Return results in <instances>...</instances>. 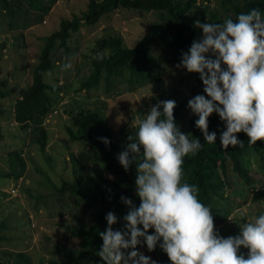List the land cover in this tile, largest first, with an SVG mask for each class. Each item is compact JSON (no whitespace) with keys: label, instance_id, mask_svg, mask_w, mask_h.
<instances>
[{"label":"rangeland","instance_id":"374dc122","mask_svg":"<svg viewBox=\"0 0 264 264\" xmlns=\"http://www.w3.org/2000/svg\"><path fill=\"white\" fill-rule=\"evenodd\" d=\"M30 2L44 9H36ZM242 2L197 0L184 20L193 26L196 19L211 22L213 16L224 21ZM86 3L87 0H0V79L8 78L9 87L14 89L7 98L0 99V264H52L62 260V250L77 249L78 242L66 233L65 226L78 222L90 225L94 221L95 208L86 209L81 199L59 191L62 180H72L73 168L89 192L95 182L107 188L114 179L103 165L93 162L86 143L68 137L66 126L71 124L73 111L100 112L123 150L129 143L127 137L138 130L137 119H143L159 97L173 99L182 107L179 128L188 133L194 114L187 102L197 94L206 95L203 83L197 93L191 90L195 73L177 67L181 59L171 65L162 59L165 49L160 46L151 48L152 61L144 78L131 77L124 67L108 80L103 73L94 88H81V81L92 70L91 49L96 40L119 38L124 46L131 47L147 30L164 23L166 17L163 11L118 9L94 26H81L72 33L69 58L62 48H54V66L44 74L46 82L56 87L51 93V109L28 128H21L12 118L13 101L19 88L31 82L44 38L58 29L62 19L80 16ZM108 53L109 49L103 50L98 56ZM69 63L71 67L65 68ZM41 126L48 131L45 150L35 140ZM18 155L25 167L16 175ZM248 167L251 185L243 184L228 167L231 186L225 184L220 197L212 196L215 228L224 238L239 234L240 226L264 214V160L250 153ZM125 223L112 227L123 229ZM137 249L157 264H171L168 257L149 252L146 244Z\"/></svg>","mask_w":264,"mask_h":264},{"label":"clouds","instance_id":"9594fccd","mask_svg":"<svg viewBox=\"0 0 264 264\" xmlns=\"http://www.w3.org/2000/svg\"><path fill=\"white\" fill-rule=\"evenodd\" d=\"M193 24L202 30V37L182 52L177 67L198 73L204 85L206 95L197 94L187 102L198 116L195 126L205 142L216 143V132L208 131V118L216 113L226 129L219 137L223 149L242 146L236 135L240 132L248 136L249 144L264 141V14L253 8L235 21L196 19ZM175 107L173 99L152 105L143 119H137L138 130L118 153L125 171L135 163L140 203L136 206L121 197L128 206L123 229L114 230L118 218L112 211L106 214L99 257L105 264H157L137 246L146 244L151 252L159 242L171 264H264V214L240 226L239 234L224 238L215 228L210 206L199 200L198 186L182 182L184 157L195 155L203 145L190 139L191 133L180 131Z\"/></svg>","mask_w":264,"mask_h":264},{"label":"trees","instance_id":"16d2710c","mask_svg":"<svg viewBox=\"0 0 264 264\" xmlns=\"http://www.w3.org/2000/svg\"><path fill=\"white\" fill-rule=\"evenodd\" d=\"M228 1V0H227ZM197 0H87L86 9L80 16L73 15L71 18L62 19L58 29L49 33L43 41L36 63L32 68L31 82L29 85L19 88L16 98L13 101V120L21 127L28 128L32 122L45 117L52 106L51 93L56 87L50 85L44 79V74L53 68L54 63L51 55L54 48H62L66 58L70 57L71 49L69 40L72 33L77 32L81 26H94L103 16L118 9L136 11L137 13L150 11H163L166 15L164 23L147 30L133 46L128 47L122 44L121 39H100L96 40L95 46L91 49L92 70L81 81V88H94L98 85L102 74L106 80L115 75L121 68H126L131 77L144 78L149 73V65L152 61L151 48L160 46L165 49L162 59L172 63H178L182 52H186L193 40L202 37V30L188 24L184 16L195 7ZM40 8L33 2H30ZM257 8L264 14V0H243L233 8V15L226 16L233 19L241 13H247ZM202 22V18L200 20ZM203 23V22H202ZM211 23H223L220 17H212ZM110 50V53L98 56L103 50ZM102 57V58H100ZM202 81L199 74L195 73L191 90L197 93L200 90ZM14 89L9 87L8 78L0 79V99L7 98ZM166 100L159 97V101ZM182 107L176 104L174 109L175 123L179 126ZM0 110V114H2ZM218 115L211 114L209 119V132H216V143L205 142L204 136L199 128L195 126L197 115L189 120L188 133L190 139H199L202 148L195 154L184 157L183 181L195 184L199 188L198 198L206 206H210L213 216L215 209L211 206L212 196L220 197L223 186H231L228 176V167L237 174L243 184L249 186L253 178L249 174V155L254 153L264 160V141H257L256 144L248 143V136L237 133V138L243 142L242 146H229L223 149L220 145V134L225 129L224 122H221ZM71 124L66 126V132L71 141L86 143L91 152L93 162L108 171L114 176L107 188H101L100 184H94L92 191L84 190L85 184L81 176L77 175L75 168L72 169L73 178L71 181L62 180L59 191L70 193L81 199L86 209L95 208L94 221L90 225L81 222L66 225V233L78 240L77 249L62 250L63 259L52 264H105L99 257V250L103 243L99 233L107 227L105 216L112 211L117 216V224L124 221L128 206L121 201V197L130 198L134 205L139 206L140 199L136 194V166L130 165L127 171L120 165L117 156L122 151L115 141L112 130L106 125L104 117L100 112L79 109L72 112ZM180 129V128H179ZM181 131V129H180ZM109 140L106 145L100 138ZM36 142L41 150H45L48 142L47 128L41 126L36 136ZM16 155V154H15ZM142 152L137 163L142 159ZM19 170L16 175L23 172L25 163L18 155ZM96 165V164H95ZM154 230H149V233ZM158 257L166 259L167 254L159 247L155 250ZM245 256L247 252L241 248Z\"/></svg>","mask_w":264,"mask_h":264}]
</instances>
